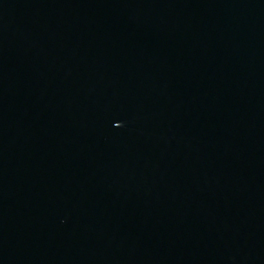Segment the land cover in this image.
<instances>
[{"label": "water", "instance_id": "water-1", "mask_svg": "<svg viewBox=\"0 0 264 264\" xmlns=\"http://www.w3.org/2000/svg\"><path fill=\"white\" fill-rule=\"evenodd\" d=\"M0 264H264V0H0Z\"/></svg>", "mask_w": 264, "mask_h": 264}]
</instances>
